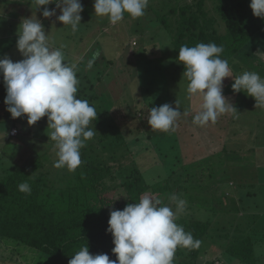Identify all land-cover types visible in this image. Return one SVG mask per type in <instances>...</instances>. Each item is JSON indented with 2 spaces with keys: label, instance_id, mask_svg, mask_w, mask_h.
Wrapping results in <instances>:
<instances>
[{
  "label": "trees",
  "instance_id": "trees-1",
  "mask_svg": "<svg viewBox=\"0 0 264 264\" xmlns=\"http://www.w3.org/2000/svg\"><path fill=\"white\" fill-rule=\"evenodd\" d=\"M250 2L251 0H178L176 5H168L169 11L160 15L170 31L179 72H184V66L178 60V51L182 45L214 42L223 46L221 58L227 59L231 70L236 71L232 74L233 78L245 70L254 69L264 77V18L253 15ZM81 3V23L84 24L87 19L82 14L88 16L94 13V1L81 0ZM152 8L154 7H150L151 10ZM127 15L125 14V19ZM18 17L13 16L17 23L22 20ZM4 18L7 21L9 17L3 16L2 19ZM135 29L140 30V23L136 22ZM83 39L84 36L80 37L81 43ZM75 45L79 46V43ZM92 52L91 50L88 53ZM64 53L66 61L73 63V58L69 57L70 51ZM9 58L12 60L13 57ZM12 61L16 62L14 58ZM84 63L77 71L80 77L85 78L80 80L77 97L87 100L89 96L90 100L95 101L100 96L90 92L98 89L97 83L91 77V72L83 73ZM93 73L96 74L97 81L101 82L104 78L99 76L98 71ZM173 79L178 81V77ZM233 82L232 78L223 81V95L240 110L239 103L243 99L232 91ZM5 97L6 88L0 75V128H15L17 134L12 136L19 139L33 133L34 129L28 123L20 124L21 117L13 119L7 110H3L6 106ZM158 98L160 97L157 96L155 100ZM246 101L256 102L251 96ZM90 104L95 107L97 118L89 127L95 129L96 134L80 150L82 163L74 172L68 171L66 167H52L57 158L46 167L44 160L49 159L47 151H35L11 169L0 173V244L11 253L23 254L27 251L38 256L35 264H68L72 255L85 245L89 247L90 254H107L110 260H116V255L112 252L113 237L106 232L110 211L123 210L128 203L138 202L146 193L167 205L173 191L171 178L147 181L133 156L132 142H128L120 128L105 117L101 105ZM38 124L36 122L34 128ZM12 136L9 135L8 141ZM95 139H98L97 143L93 142ZM99 144L102 148L99 147L97 152L101 148L103 153L98 156L91 155L89 150L93 152ZM124 160L128 162L125 163ZM210 160L208 158L206 161ZM216 163L219 172L214 170L213 163L209 165L211 168L206 166V169L208 168L210 176L219 175L223 195L217 196L206 206L200 199L193 201L194 196L187 192L192 185L185 188L190 211L183 217L179 215L176 222L186 232H191L195 239H199L201 245L198 249L178 247L174 264H217L209 255L218 252V264H264V230L255 226L247 229L244 234H239L241 225L237 221L240 210L232 212L233 209L227 201V192H232L229 182L231 180L234 185H238L236 188L241 198V208L264 212L260 190V186L264 189V184L252 186L255 175L250 174V171L244 174L239 164L233 166L229 162L226 166L222 162L219 168V163ZM199 165L200 163H191L187 167V181L192 180L190 174L193 178L197 176L195 169ZM244 167L247 170L250 168L246 164ZM246 176L251 181H246ZM201 177L202 175L199 178ZM23 182L29 183L30 194L19 191L18 185ZM220 213H233L224 219L227 225L222 227L220 223L223 214L219 216ZM258 222L264 223V213L260 215Z\"/></svg>",
  "mask_w": 264,
  "mask_h": 264
},
{
  "label": "rangeland",
  "instance_id": "rangeland-1",
  "mask_svg": "<svg viewBox=\"0 0 264 264\" xmlns=\"http://www.w3.org/2000/svg\"><path fill=\"white\" fill-rule=\"evenodd\" d=\"M177 2L178 0H150L148 5L154 7L152 10L147 6L145 14L139 18H131L125 13L127 18L116 25L110 24L107 17L101 18L95 13L88 16L82 14L87 20L78 26V31L73 33L71 26H63L56 16L50 17L53 20L43 17L44 6L35 9L32 0H0V56H12L16 62L23 59L16 46L20 22H15L13 16L23 19L30 18L33 14L35 18L36 14L37 19L44 26L45 33L49 34L51 46L58 48L65 45L63 51L66 53L70 51L69 57L73 58V63H77L78 69L85 62L83 73L91 72V77L98 88L90 93L100 96L95 101L90 100L88 96L87 100L96 106L101 105L105 117L107 116L120 128L128 142H132L133 156L147 181L171 178L174 185L171 195L176 194L186 202L185 210L180 214V217H183L190 211L187 192L194 196L193 201L200 199L206 206L217 196L223 195V192L221 193L223 188L219 185V175H209L208 168H211L209 165L212 163L217 172L220 169H216L218 168L216 162L219 163V168L222 162L226 163V166L229 162L233 166L239 164L244 174L250 171V174L255 175V180L257 178L256 181L251 182L252 186L258 187L264 184V106H256V102L247 103L246 99L250 96L239 92L238 96L243 100L239 103L241 109H237L241 113L238 119H233L231 114H224L215 124L209 123L205 127L192 123L201 100L198 95L191 98L187 96V82L176 65L171 34L162 21V15L169 11L168 5L174 6ZM47 7L51 10L55 5L50 4ZM58 15H60L59 9H57ZM3 16L9 17L7 21L5 18L2 19ZM136 22L140 23L139 31L135 29ZM83 36L81 43L80 37ZM78 43L79 46H76L75 44ZM91 50L92 53H98V56L93 66L88 68L87 62L92 58V53L88 52ZM96 71L100 73L99 76L104 77L101 82L97 81L96 74L93 73ZM231 72L232 75L236 71L232 69ZM174 77H178V81L174 80ZM229 78L231 79V77L225 79ZM78 79L85 80L80 76ZM157 96L160 98L155 100ZM233 98L235 99V96ZM176 101L180 111L182 113L187 111L188 115H181L176 122L175 131L152 130L148 124V110L165 103L176 108ZM149 102L154 104L150 105ZM6 108L7 106L3 110L6 111ZM21 122L27 123L26 115L21 117L20 124ZM38 123L35 128L30 125L34 129L33 133L23 135L20 139L12 136L11 130L0 128V173L5 169H11L35 151L43 153L47 151L49 159L44 160L46 167L57 158L54 142L47 135L50 132V129H47V117H42ZM9 135L12 136L10 141H8ZM97 141L98 139H95L93 142L97 143ZM99 147L100 144L93 152L89 150V153L95 156L103 153L102 147L97 152ZM208 158L211 160L206 161ZM191 163H200V165L195 169L198 172L197 176L193 178L190 174L192 180L187 181L185 175L189 172L186 169ZM245 164L252 166L247 170ZM201 175L202 177L199 178ZM244 179L251 181L249 176ZM229 182L232 192H227V201L233 209L232 212L240 210V218L237 221V224L241 225L239 234L242 235L247 229L250 230L255 226L259 230H264V223L258 222L264 212L241 208V198L236 188L238 185H234L231 180ZM191 185L192 188L185 192V188ZM260 190L264 209V189L260 186ZM167 205L175 209V203L170 199ZM221 214L223 213L219 216ZM231 215L223 214L220 227L227 225L224 219ZM219 255L220 252L209 257L218 264ZM37 257L27 251L23 254L11 253L8 248L0 244V264H35Z\"/></svg>",
  "mask_w": 264,
  "mask_h": 264
},
{
  "label": "clouds",
  "instance_id": "clouds-1",
  "mask_svg": "<svg viewBox=\"0 0 264 264\" xmlns=\"http://www.w3.org/2000/svg\"><path fill=\"white\" fill-rule=\"evenodd\" d=\"M148 3L149 0H94L93 8L96 16L107 17L110 24L116 25L124 19L125 13L131 18L142 17ZM32 4L35 9L44 6L43 17L56 16L63 26L70 25L73 33L78 31L83 12L81 0H32ZM50 4L55 5L51 10L47 7ZM249 7L254 16L264 18V0H251ZM17 36L16 46L23 59L13 62L7 55L0 56L6 110L13 119L26 115L28 125L46 116L47 129H50L47 135L54 142L57 156L53 166L74 172L82 163L80 150L96 134L89 125L97 118L95 107L88 100L77 97L78 65L66 61L65 45L51 46L49 34L45 33L36 14L35 18L32 14L21 20ZM222 53L223 46L214 42L179 48L178 60L184 66L187 96L198 95L201 100L192 119L196 126L215 124L224 114L239 118L241 113L223 95L226 77L233 79L231 89L234 93L244 92L255 99L256 106H264V77L245 70L233 78L228 60L221 58ZM97 56L98 53H93L87 62L88 68L93 66ZM176 105V108L168 103L151 107L148 110L151 129L175 131L181 115H188L187 111H180L177 101ZM18 189L31 192L27 182L19 184ZM169 199L175 203V210L146 193L123 210L110 211L106 232L113 237L112 252L116 260H110L107 254H90L85 245L72 255L68 264H174L178 247L198 249L201 241L176 222L186 202L176 194Z\"/></svg>",
  "mask_w": 264,
  "mask_h": 264
},
{
  "label": "built area",
  "instance_id": "built-area-1",
  "mask_svg": "<svg viewBox=\"0 0 264 264\" xmlns=\"http://www.w3.org/2000/svg\"><path fill=\"white\" fill-rule=\"evenodd\" d=\"M11 134H12V135H16V134H17V130H16L15 128L12 129V130H11Z\"/></svg>",
  "mask_w": 264,
  "mask_h": 264
}]
</instances>
